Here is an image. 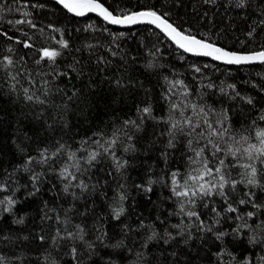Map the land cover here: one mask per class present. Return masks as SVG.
Returning a JSON list of instances; mask_svg holds the SVG:
<instances>
[{
  "label": "trees",
  "instance_id": "1",
  "mask_svg": "<svg viewBox=\"0 0 264 264\" xmlns=\"http://www.w3.org/2000/svg\"><path fill=\"white\" fill-rule=\"evenodd\" d=\"M107 5H119V10L132 11L146 7H155L161 13L169 14V19L185 29L194 33L207 34L213 37L214 42L224 48L248 52L258 49L264 44V31L257 28L253 38L246 33L249 25L258 18L260 6L264 0H252L247 10L236 9L227 4V0H217L216 4L205 3L204 0H102ZM28 9L38 26L45 27L46 34L56 36L47 29L51 24L63 29L65 39L70 47L63 50V55L58 59L59 70H68V65L80 61L76 65L82 71L78 76L71 72V80L61 76L51 83V87L63 89L68 96L72 89H78L79 94L71 101L66 102L63 93L55 94L50 104L43 109L39 105L26 103L22 98L12 94L8 85L0 78V182L5 179V173H12L16 181L9 191L15 190V197L19 203L15 208L17 216L24 217V224L13 223V216L4 213L0 217V234L9 235L11 242L0 243V252L7 257L19 258L15 264H47L43 257L51 251L49 241L41 242L38 235L51 236L49 226L51 221H42L41 208L43 201H48L49 206L57 203L66 206V199L55 200V194L60 190V181L54 174L47 173L42 178L40 192L29 196L31 184L28 174L13 172V169L23 165L26 156H35L38 150L53 144L54 141L71 142L75 147L76 142L82 138L91 137L93 133L109 131L114 123L129 117L135 118L137 108L151 104L154 115L164 116L167 111L164 89L168 86L164 77L171 79H184L193 89L198 84H206L209 80L216 85L227 87L235 84L236 90L244 97H251L253 105L247 104L239 97L229 99L219 92H209L206 97L209 104L216 108L224 107L229 110L233 126L240 129L247 122L255 118L261 109H264V64L252 66H225L209 59L188 56L175 47L162 33L149 25H139L131 28H117L107 25L95 15L75 17L63 9L59 4L50 0H27ZM43 7H31V5ZM19 18L17 14H7L0 22V31H7L10 36H20V32L13 30L7 21ZM91 24L93 28L84 29ZM32 31L24 25L16 26ZM108 28L112 33L124 32V37L116 43L120 45L117 57H109L103 48L95 49L94 55L84 48L85 42L103 43L111 42V37L103 29ZM79 29V31H78ZM21 39L24 37L20 36ZM12 41L0 36V49H4ZM42 37H38L37 44L42 46ZM49 46L58 47L55 41H49ZM16 55H24L28 60L26 67L34 68L32 61L36 54L31 49L22 45H14ZM81 49L76 51V49ZM159 49L155 57L146 55V50ZM115 50V49H114ZM97 55H104L111 63L98 65L95 61ZM123 56V60L120 56ZM135 57V59H133ZM153 61V67L148 68V60ZM206 65V66H205ZM200 67L201 72L193 71ZM121 78L125 87H117L113 81ZM203 91V89H201ZM165 128L163 124H155L149 120L144 125V131L136 133L142 137L136 144V151L128 153L126 159L129 164L124 172V179L120 176L108 177L106 169L108 162L98 163L93 175L101 181H109L110 186L98 188L97 193L86 196V202L91 213L85 221L89 227L99 222L102 229L107 231L105 244H111L121 238L132 248L133 252H144L143 264H264V228L260 222L264 221V208H254L249 205H237V213L225 211L226 205L219 197H213L214 203L208 208H200L202 218L206 223H213L215 214L210 211L216 207L222 215L219 223L214 224L216 231L227 233L223 240H217L213 233L193 230V235L185 243L184 238L177 236L175 239L154 240L146 249H141L147 232L136 231L139 220L146 223L155 222L157 229L163 234L169 224L179 222V217L170 216L176 210L175 204L168 199L170 192L163 183L152 185L151 192H145L136 187L144 184L149 175L158 178L166 174L168 169L185 167L184 142L181 140L174 149H170L167 163L161 157L163 137L153 135ZM153 141H157L153 145ZM135 143V141H134ZM23 150V151H22ZM239 179V177H237ZM117 182L126 186L128 193L125 202L126 212L119 219H112L109 203L117 187ZM18 184V189H17ZM27 185V187H26ZM55 185V189L52 186ZM51 190V191H50ZM107 191L109 199H104L99 193ZM245 191L243 185H238L237 192L233 195L238 200ZM255 192V202L264 205V190L252 188ZM5 193H0L4 195ZM94 202V203H93ZM78 204V207H82ZM256 215L248 219L244 216L247 212ZM103 217L98 221V217ZM241 217L238 219L237 217ZM96 217L97 219H93ZM159 218V219H158ZM77 221L81 218L77 217ZM160 220L165 221L161 223ZM247 220L250 227H239ZM125 225L133 231L125 235ZM239 231H235L238 229ZM44 229V231H41ZM175 233V229H169ZM94 235V233H93ZM27 237V239H24ZM252 237H255L253 241ZM65 243V242H62ZM46 249L48 251H46ZM64 253L59 258V264H74L67 248H62ZM55 255V253H53ZM128 258V259H126ZM109 259L117 264H132L134 257L123 249H113L97 243L96 255L91 264H105Z\"/></svg>",
  "mask_w": 264,
  "mask_h": 264
},
{
  "label": "snow or ice",
  "instance_id": "2",
  "mask_svg": "<svg viewBox=\"0 0 264 264\" xmlns=\"http://www.w3.org/2000/svg\"><path fill=\"white\" fill-rule=\"evenodd\" d=\"M56 2L73 16L85 17L95 14L107 25L153 26L176 48L196 57H208L225 65L264 64V44L248 52L228 50L215 43L212 36L194 33L191 29H185L176 24L169 19V14L161 13L155 7L123 11L119 10V5L106 6L102 0H56ZM204 2L216 4L217 0H204ZM251 3L252 0H227L228 5L240 10H247ZM31 7L43 6L33 4ZM27 9V0H0V22L7 14H17L19 18L9 19L7 23L24 37L21 39L20 36H10L7 31H0V36L12 41L6 48L0 49V78L8 85L12 94L19 96L28 104L39 105L42 114L43 109L50 104L55 94L63 93L66 100H62V104L65 107L67 101L73 100L79 94V90L73 88L72 95L68 96L67 92L58 86L51 87L52 81L61 76L70 81L71 72L80 76L82 71L76 67L80 61L69 64L67 71L59 70L57 61L62 57L63 50L70 47L63 29L49 24L46 26L47 29L51 33L58 34L59 39L46 34L45 27L38 26ZM20 25L32 31L16 27ZM92 28L93 25L89 24L84 30L88 31ZM249 28L246 35L250 39L256 34L257 28L264 31V5L260 6L258 18L252 21ZM103 31L111 37L110 43L86 41L84 48L90 55L96 54L95 49L103 48L109 57H117L120 45L116 41L124 37L125 33H112L108 28H104ZM38 37L43 38L42 46L37 44ZM53 40L58 47L49 46L48 42ZM14 45H22L23 48L34 51L36 54L32 61L34 68L26 67L28 60L24 55H16L17 49ZM80 50L76 49V51ZM158 51L159 49L146 50L145 54L155 57ZM120 59L123 60L122 55ZM95 62L98 65H105L111 63V60L104 55H97ZM153 66V61L149 59L146 67ZM193 71L200 73L202 70L200 67H194ZM164 80L168 85L164 89L163 99L167 105L164 116L157 117L154 115L152 105L145 104L137 108L135 118L129 117L114 123L109 131L101 130L93 133L91 137L82 138L76 142L75 147L71 142L54 141L53 144L38 150L35 156H26L23 165L13 169V172L28 174L32 189L29 196L40 192L42 178L47 173L56 175L60 181V190L56 192L54 199L57 201L66 199V206L57 203L50 207L49 202L45 200L41 208V220L52 222L49 226L52 233L50 237L38 235L41 242L46 239L49 241L51 251L43 257L47 264H59V258L64 255L62 248H67L74 264H91L92 258L96 255L97 243L113 249H123L134 257L132 264H143L142 250L133 252L124 238L105 244L108 234L102 229L100 223L88 226L85 221L89 218L91 209L86 202V196L97 193L99 187L110 186L107 179L101 184V181L94 177L93 172L98 163H109L106 169L108 177L118 175L124 179V172L129 164L125 154L134 153L137 150L136 144L142 137L137 136L136 133L144 131V125L149 120L153 121L154 125H165V128L158 133L155 130L153 132L154 136L164 138L160 155L165 163L170 155L169 150L174 149L181 140L184 142L185 167L168 169L166 174L158 178L149 175L144 184L136 185L145 192H151L153 184L163 183L170 192L168 199L176 206V210L169 215L180 218L178 223L165 227L163 234L159 232L155 222L146 223L142 219L139 220L135 230L149 233L144 238L141 249H146L154 240L160 239L167 243L168 239H175L177 236L184 238L187 243L193 235V230L213 233L217 240H223L227 233L216 231L214 227V224L219 223L218 218L222 213L216 207H211L210 211L215 214V218L213 223H206L199 211L200 208H208L210 202L214 203L213 197L223 200L226 205L225 211L228 213H237V205L250 204L254 208H264V205L255 202V192L251 191L252 188L264 190V109L247 122L246 126L237 129L231 122L227 108H216L206 99L210 91L213 94L219 92L223 96H228L229 99L239 97L247 104L253 105V99L242 96L236 90L235 84H228L225 87L221 83L218 86L209 80L206 84H198L193 89L184 79L170 80L164 77ZM113 83L121 88L126 86L121 78L115 79ZM156 142L153 141V145ZM15 183L12 173L6 172L5 179L0 182V193H5L0 195V217L4 213L10 214L13 216V223L22 225L25 222L24 217L17 216L14 211L20 201L15 197V190L9 191ZM238 185H243L245 191L238 200H234L233 195L237 192ZM55 187V185L52 186L53 189ZM99 194L104 199H109L106 190ZM127 198L125 184L117 182L108 205L112 219L119 220L125 214ZM78 204L83 206L78 207ZM255 215L251 211L244 214L248 219ZM77 217L81 219L77 221ZM93 219L97 218L93 217ZM102 219V215L98 217V221ZM160 222L165 223L163 220ZM239 227H250V225L245 220V224ZM239 227L235 231H239ZM260 227L264 228V221L260 222ZM169 229L176 231L174 233ZM125 230V235L133 231L128 225H125ZM252 239L255 241V237ZM4 241L11 242V237L0 234V243ZM17 259L19 258L15 257V254L10 258L0 252V264H15ZM105 264H117V262L109 259Z\"/></svg>",
  "mask_w": 264,
  "mask_h": 264
},
{
  "label": "water",
  "instance_id": "3",
  "mask_svg": "<svg viewBox=\"0 0 264 264\" xmlns=\"http://www.w3.org/2000/svg\"><path fill=\"white\" fill-rule=\"evenodd\" d=\"M50 1H53V2H55V3H57L56 2V0H50ZM58 4V3H57ZM61 6V5H60ZM62 7V6H61ZM72 15V14H71ZM92 15H95V14H92ZM96 16V15H95ZM76 17V16H75ZM99 18V17H98ZM101 19V18H100ZM102 20V19H101ZM103 21V20H102ZM110 26H113V25H110ZM135 26H139V25H135ZM135 26H131V27H135ZM150 26V25H149ZM113 27H117V28H131V27H119V26H113ZM151 27H153V26H151ZM154 28V27H153ZM157 30V29H156ZM222 47V46H221ZM227 49V48H226ZM228 50H230V49H228ZM182 51V50H181ZM233 51H235V50H233ZM238 52H243V51H238ZM185 54H187V53H185ZM188 56H193V55H191V54H187ZM193 57H196V56H193ZM198 58H205V59H209V60H211V58H208V57H198ZM211 61H213V60H211ZM213 62H216V63H218V64H220V65H225V64H223V63H221V62H217V61H213ZM257 64H260V63H252V64H242V65H225V66H252V65H257Z\"/></svg>",
  "mask_w": 264,
  "mask_h": 264
}]
</instances>
